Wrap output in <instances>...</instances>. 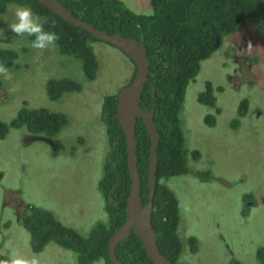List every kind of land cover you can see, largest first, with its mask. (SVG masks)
<instances>
[{
    "label": "rangeland",
    "instance_id": "rangeland-1",
    "mask_svg": "<svg viewBox=\"0 0 264 264\" xmlns=\"http://www.w3.org/2000/svg\"><path fill=\"white\" fill-rule=\"evenodd\" d=\"M122 1L134 12L152 11L151 0ZM17 7L20 6L11 4L0 16V48L16 51L15 64H19L17 69L0 67V121H12L26 107L64 113L68 124L58 135L63 141L58 157L51 154L44 141L27 143L24 128H11L0 140V264H7L12 253L29 260L36 256L40 264H78L75 252L54 242L39 253L33 252L31 233L14 219L11 206L23 195L26 203L52 211L65 225L84 235L97 221L108 219L99 182L110 146L101 120L102 107L99 115L97 110L100 101L104 102L103 95L119 92L134 77L136 68L119 48L96 41L93 47L99 70L96 79L89 81L82 61L62 53L57 44L35 49L31 47L32 37L11 31L9 24L15 22L13 13ZM226 38L202 62L187 88L185 102L192 98L194 103L181 118L192 172L165 182L180 201V237V231L184 236L190 234V227L198 237L195 255L184 239L182 260L230 264L235 258L240 264H262L256 253L264 247V153L257 156L252 146L253 137L258 136L259 141L264 138V22L249 24ZM256 56L258 61L250 66L251 57ZM242 75L248 80H239ZM54 79H73L86 90L84 94L66 90L51 100L47 84ZM208 81L217 92L222 110L217 115V126L205 123L211 109L195 103ZM242 98L249 99V111L240 119V126L233 129L230 124ZM253 127L259 129L257 134L251 130ZM81 137L87 141L84 152L78 144ZM193 150L200 152L199 160H194ZM198 170H211L214 177L202 181L193 174ZM247 195L252 204L245 203Z\"/></svg>",
    "mask_w": 264,
    "mask_h": 264
},
{
    "label": "trees",
    "instance_id": "trees-1",
    "mask_svg": "<svg viewBox=\"0 0 264 264\" xmlns=\"http://www.w3.org/2000/svg\"><path fill=\"white\" fill-rule=\"evenodd\" d=\"M74 15L87 20L108 33H121L124 36L144 40L151 59L150 81L143 93L148 108L155 104L154 118L161 133L159 144L157 186L153 206V225L156 230L159 249L175 264H192L181 261L183 242L178 227L181 216L180 201L175 191L165 180L180 177L192 172L189 166V150L186 147L184 122L181 113L193 99L186 100L188 85L198 75L201 64L210 58L225 42L226 37L243 30L249 24L264 22V0H151V12L139 13L131 10L122 0H60ZM11 4L30 7L35 13L47 19L45 29L59 36L56 42L59 50L80 59L87 79H95L99 70L93 43L100 41L88 31L71 25L54 14L38 0H0V16L7 12ZM115 47V46H114ZM17 52L0 48V66L15 69ZM259 57H251L252 66ZM239 80H248L243 75ZM2 81L0 79V88ZM82 83L73 79L50 80L47 92L51 100L58 99L63 91H82ZM153 88L156 97L153 98ZM217 92L211 82L201 91L195 103L211 108L205 123L217 126V115L222 112L218 106ZM191 101V102H190ZM249 99L242 98L231 127L237 129L240 119L249 111ZM186 105V106H185ZM236 112V110H235ZM103 124L108 135V146L115 150L107 157L104 174L99 182V190L105 199L108 219L99 220L88 235L65 225L50 210L37 205H25L31 210L29 222L25 223L31 233L32 250L41 252L47 244L54 242L60 247L77 254L78 264H93L102 260L112 264L108 256L109 240L115 224L126 222V202L132 179L127 165V144L117 118V96L106 97L103 106ZM68 123V117L61 112L47 108H23L9 123L0 121V139L11 128L26 127L34 133L56 135ZM213 128V127H211ZM255 134L258 128H251ZM137 156L142 196L145 204L149 194L150 135L142 121L137 127ZM253 150L260 156L264 153V138L253 137ZM82 142L83 138H79ZM191 155L198 159L200 152L193 150ZM193 174L200 180H211V170H198ZM247 195L246 199L248 201ZM263 202H261L262 204ZM29 205V206H28ZM259 204L255 206L258 207ZM247 211V205H246ZM191 248L197 249V238H188ZM261 249V250H260ZM260 250V251H259ZM258 259L264 264V247L258 249ZM117 255L127 264H154L148 257L144 245L133 230L128 238L118 244ZM230 264H240L233 260Z\"/></svg>",
    "mask_w": 264,
    "mask_h": 264
},
{
    "label": "water",
    "instance_id": "water-1",
    "mask_svg": "<svg viewBox=\"0 0 264 264\" xmlns=\"http://www.w3.org/2000/svg\"><path fill=\"white\" fill-rule=\"evenodd\" d=\"M38 1L71 25L80 27L100 41L119 48L134 62L136 72L133 81L122 88L117 95V118L127 144V165L132 183L126 202V222L115 228L109 240L108 256L112 264H125L118 258L116 248L134 230L141 239L149 259L154 264H175L159 249L152 220L161 133L154 118L155 106L150 109L143 106L142 95L147 82H149L151 70V59L144 40L140 41L134 37L124 36L121 33L110 34L95 24L74 15L60 0ZM153 97H155V89H153ZM140 120L150 135L149 194L145 204L143 202V184L137 156V127Z\"/></svg>",
    "mask_w": 264,
    "mask_h": 264
},
{
    "label": "clouds",
    "instance_id": "clouds-1",
    "mask_svg": "<svg viewBox=\"0 0 264 264\" xmlns=\"http://www.w3.org/2000/svg\"><path fill=\"white\" fill-rule=\"evenodd\" d=\"M15 6H20V5H15ZM14 18H15V22H12L9 24V27L11 29L12 32L16 33L18 36H21V35H26L28 37H32V40H31V47L35 48V49H45V48H48L50 46H54L56 44V42L59 40V36L57 35V33H55L54 31H49V30H46L45 29V24H47V19L45 17H41L39 14L35 13L30 7H17L15 8L14 10ZM0 34H2V32H0ZM232 35V34H231ZM245 59H249L248 57H245ZM251 60V59H250ZM134 63V62H133ZM250 66H252V62L249 63ZM1 67V66H0ZM134 67L136 68L135 64H134ZM151 72V70H150ZM150 76V74H149ZM97 77V76H96ZM133 75H132V78L130 80V82L128 84H130L132 81H133ZM96 79V78H95ZM94 79V80H95ZM89 81L92 80V79H88ZM150 81V79H149ZM210 82V81H208ZM49 83V81H48ZM148 83V82H147ZM127 84V85H128ZM125 85V86H127ZM48 86V84H47ZM84 86V85H83ZM124 86V87H125ZM123 87V88H124ZM154 89V88H153ZM122 90V89H121ZM120 90V91H121ZM145 90V89H144ZM119 91V92H120ZM213 91H214V88H213ZM115 93V92H112V91H108L106 94H104L103 96H105L104 98V102L106 100V97L108 96H111L113 94H116V96L118 95V93ZM48 93V92H47ZM144 93V92H143ZM49 95V94H48ZM143 96V95H142ZM155 97H156V90H155ZM153 97V98H155ZM142 100H143V97H142ZM104 102L99 103V106H98V112H97V115H99V111L102 107V111H101V115L103 117V106H104ZM143 106L148 108L147 104L144 103V100H143ZM153 106H155V104H153ZM152 106V107H153ZM151 107V108H152ZM33 109H39V108H33ZM150 109V108H148ZM211 109V108H210ZM50 110V109H48ZM50 111H53V110H50ZM58 112V111H57ZM211 112H213L211 110ZM183 113V111H182ZM181 113V115H182ZM103 118H101L102 120ZM141 121V120H140ZM139 121V122H140ZM9 123V122H8ZM68 124V123H67ZM139 124V123H138ZM66 126V125H65ZM64 126V127H65ZM21 128H24L27 130L28 134H26L25 136L27 137V141L28 140H41V141H47L51 144H56L52 139H54L57 144L58 143H61L63 142L62 141V138L59 135L60 131L63 129H61L60 131H58V133L56 135H48L47 133H45L47 135V137H43L44 136V132L43 133H34V132H31L29 131L26 127H21ZM10 131V130H9ZM185 131V130H184ZM39 135H42V136H39ZM186 136V135H185ZM5 138V137H4ZM3 139H0V140H4ZM46 142V143H47ZM79 142V141H78ZM48 144V143H47ZM48 147L49 144H48ZM194 160H199V159H195ZM24 170H28V169H23ZM20 202V206H22V210H24L23 212L26 213V211H28L29 209L27 208V210L25 209V205H26V202L23 200V197L20 196V198H18ZM246 203V201H245ZM29 213V211L26 213V217L28 219H26L25 217V220H23L22 218L19 219V217H17L15 220H17L18 222H21L22 224L25 225V223L29 222V215L27 216V214ZM118 227L116 224H115V227L114 229ZM9 228V226H8ZM189 231H190V234L184 236L182 234V231H180L181 233V237L182 238V242H183V249H182V253H181V261L182 262H187V261H184L182 260V254H183V250H184V239H187L191 236H195L197 238V246H198V237L191 231V227L189 228ZM129 237V236H128ZM127 237V238H128ZM124 241V240H123ZM189 242V241H188ZM121 243V242H120ZM190 245V243H189ZM191 248V246H190ZM145 249V248H144ZM192 249V248H191ZM34 252V251H33ZM35 253H39V252H35ZM117 253V252H116ZM257 254V257H258V253ZM119 258V257H118ZM120 259V258H119ZM122 260V259H121ZM233 260H236L235 258ZM231 260V261H233ZM123 261V260H122ZM152 261V260H151ZM238 261V260H236ZM124 262V261H123ZM153 262V261H152ZM239 262V261H238ZM125 264H127L126 262H124ZM154 263V262H153ZM188 263H191V262H188ZM7 264H40L39 262V259L36 257V256H33L30 260L29 259H25V258H22V257H19L17 256L15 253H12L10 255V258L9 260L7 261ZM93 264H104L102 260H99V261H96L94 262ZM194 264V263H192Z\"/></svg>",
    "mask_w": 264,
    "mask_h": 264
},
{
    "label": "flooded vegetation",
    "instance_id": "flooded-vegetation-1",
    "mask_svg": "<svg viewBox=\"0 0 264 264\" xmlns=\"http://www.w3.org/2000/svg\"><path fill=\"white\" fill-rule=\"evenodd\" d=\"M91 81V80H90ZM86 90V88H83V90L82 91H78V92H76L77 94H84L83 92ZM97 112H98V110H97ZM9 133V132H8ZM8 133H7V135H8ZM7 135L5 136V138L7 137ZM39 136H42V135H39ZM43 137H47V135L44 133V136ZM4 138V139H5ZM81 138H83V141L82 142H78V144H79V146L81 147V148H83V152H84V146L87 144V141L85 140V138L84 137H81ZM56 144H51V143H49V142H47V141H45V142H47L48 144H49V149H50V152H51V154L54 156V157H58L59 156V154L63 151V142H61V143H58L57 144V142L54 140V139H52ZM29 142H32V140H28L27 141V143H29ZM76 148H74L70 153L72 154L73 152H74V150H75ZM114 152H115V150L113 149V147L110 145V147H109V149H107V151H106V157H108L109 159L111 158V156L112 155H114ZM28 170H24V172L26 173ZM20 196H22L23 197V195H20ZM20 196L19 197H17V198H20ZM16 198V199H17ZM16 199H15V203H12V206H11V208H12V213H13V217L16 219L17 217H19V219L20 218H22L23 220H25V218L26 219H28L27 217H26V213L29 211V213L27 214V216L31 213V210H28V211H26V213H24L23 211L24 210H21V206H20V202L21 201H16ZM23 200L25 201V199L23 198ZM26 202V201H25ZM26 204H29V203H26ZM249 204H252V201H249ZM29 205H31V204H29ZM28 205V206H29ZM5 206H6V201H5V199H4V201H3V207L5 208ZM25 217V218H24ZM198 247V246H197ZM192 250V252H193V254L195 255V253L198 251V249H196L195 251L193 250V249H191ZM233 250L231 249V252H232Z\"/></svg>",
    "mask_w": 264,
    "mask_h": 264
}]
</instances>
